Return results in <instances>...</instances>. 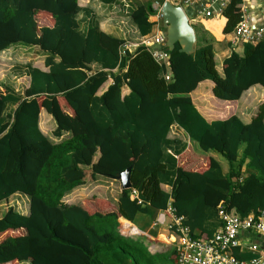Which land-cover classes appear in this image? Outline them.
Here are the masks:
<instances>
[{
    "label": "trees",
    "instance_id": "trees-1",
    "mask_svg": "<svg viewBox=\"0 0 264 264\" xmlns=\"http://www.w3.org/2000/svg\"><path fill=\"white\" fill-rule=\"evenodd\" d=\"M116 1L99 0L100 7ZM164 1L137 0L124 15L129 23L116 18L115 30L106 31L101 20L111 13L92 3L0 0V65L13 60L8 71L18 77L0 78V264H175L173 245L151 252L144 236L121 233L119 218L134 222L140 212L172 205L194 236L212 237L222 225L220 205L241 218L264 210V100L246 119L237 111L209 118L194 99L203 87L205 97L237 102L264 89V39L221 57L222 43L194 25L192 54L159 62L141 45L124 53L123 43L164 26L150 19ZM243 5L230 0L223 9L224 33L234 32ZM46 13L54 21L40 25ZM32 52L44 56L46 68L18 57ZM19 77H27L25 85ZM190 145L189 156L222 154L227 170L215 157L202 172L184 170L179 155ZM132 164V188L121 191L117 210L64 202L89 176L115 179ZM14 196L21 200L11 203Z\"/></svg>",
    "mask_w": 264,
    "mask_h": 264
},
{
    "label": "built area",
    "instance_id": "built-area-1",
    "mask_svg": "<svg viewBox=\"0 0 264 264\" xmlns=\"http://www.w3.org/2000/svg\"><path fill=\"white\" fill-rule=\"evenodd\" d=\"M229 1L230 0H212V2L218 4L222 10L228 5ZM161 6L162 5L158 2L155 3V7L158 9L157 16H162L160 10ZM242 11V18L234 30L235 40L240 42H256L260 39H264V23L260 27H253L245 5L242 6ZM204 14L210 17L212 15V10L206 9ZM262 17L264 21V0L262 4ZM150 35L141 39V42L132 41L123 43V52L125 53L126 50L131 51L133 47L141 45L152 50L157 61H167L170 54L159 50L158 46L159 44H166L165 33L158 29L154 34ZM170 78V75L166 76V79ZM134 195L138 196V193L134 191ZM139 202L142 201L139 200ZM219 214L222 219V225L212 237L194 236L190 227L184 224L183 216L177 215L172 205H169L167 209L161 210L158 213L153 226L165 224L168 215L171 218L168 227L175 231V234H173L175 236L174 238H168L171 244L169 242L165 244L174 246L175 264H259L261 258L256 257L249 261L241 260L237 256V251L242 250L244 248L242 245H245L249 251L263 254L261 246L256 240L243 244L242 235L244 232L253 237L259 234L264 235V210L258 214L252 213L245 218H241L234 212L220 205ZM120 231L126 236H137L138 234L151 237L148 232L137 229L131 223L125 224L121 222ZM151 241L152 242L148 244V248L150 251L155 252L158 249V244L155 240Z\"/></svg>",
    "mask_w": 264,
    "mask_h": 264
},
{
    "label": "crops",
    "instance_id": "crops-1",
    "mask_svg": "<svg viewBox=\"0 0 264 264\" xmlns=\"http://www.w3.org/2000/svg\"><path fill=\"white\" fill-rule=\"evenodd\" d=\"M79 1L83 5H86L88 3H92L94 6H96L100 9V13H102V14H104L106 10L109 12V14L111 13V16L109 18H103L101 20V28L106 30V31H114L115 30V26H114L115 24H113V22H115L114 20L116 18L119 20H122V22L129 23V18L125 17L124 15L126 13H128V11L137 2V0H117L116 3H114L113 5H107L103 9L100 7L101 4H100L99 0H79ZM180 1L182 2V4H180V5H185V7L187 8V12L190 16V21H191L192 25L193 26L198 25L199 27H203V28L209 30L216 37V39L222 43V45H220L221 57H223V56L226 57V56L230 55L232 50H238L240 52L242 51V42L235 40L234 32L228 33V34L224 33V28H225L226 23H227V18L223 15V10L220 8V6L218 4L213 3L212 0H183V1L180 0ZM243 2H244V5L246 6L247 12L251 18V23H252L253 27L262 26V24L264 23L263 17H262L263 0H246ZM176 3H179V2H176ZM206 9L212 10V15L210 17L205 16L204 11ZM241 10H242V7H241ZM150 19L155 20L156 14H152L150 16ZM217 23L219 24V28H220V30L218 32H216L215 29H213ZM230 44H231V46H230ZM239 44H241V46ZM38 66H40L41 68H46V67H42V65H38ZM111 82H112V79H109L108 83H106V84L108 85ZM107 85H104L105 89H106ZM205 89H206V87H203L200 89V91L198 93L195 94L197 97H199V99L195 98V96H194V99L197 100V105L200 109H201V107H200L199 103L202 104V103H204V100H205L204 92L202 90H205ZM128 92H129V88L125 87L123 89V93L126 94ZM200 93H202L201 94L202 98L200 96ZM45 113H47L46 109H45ZM191 150H192V145L188 146V148L182 154L179 155V163L181 164V166H183L184 170H186V171L202 172V171H204V169L206 170L208 168L209 164H211V161L214 160L212 156L203 158L202 156L194 154V156H190V158L193 159V162L189 163L186 161V159H187V156H189V154L192 152ZM224 170L226 171L227 168H224ZM89 177L87 178V182L84 185L86 186L88 184V182L91 181L93 184V187L89 193H91V195H93V196L96 195L99 197L98 199H94V201L86 200V202L88 203L87 205H88L89 210L100 211L103 213H107L110 211L117 210L116 203L118 201V198H119L121 191L123 190L122 186H121V182L119 180H116L114 178H109L106 176H97L95 179H92V180H89ZM196 179H200V178L195 177L194 180H196ZM72 195H73V192L69 193L67 196L70 197L69 200L75 201V200L71 199ZM78 201H80V200H78ZM78 201H75V202H78ZM153 211L155 213L154 217H157L156 216V214H157L156 210H153ZM140 213H142V212H140ZM140 213L137 214L136 218L139 219L138 221L142 225H144L143 229H140L136 222H132V221L128 220L127 218L120 217L119 221H120V223L123 222V220L129 221L137 229H139L141 231L148 232L151 235V237L144 236L146 238V242L148 244H150L152 242L151 240H155V242L158 244L157 245L158 246L157 251L166 250L169 246H171V245L165 244L166 242L170 243V241L161 239L163 236H167L163 232L158 231L156 233H151V230L153 229L154 221L149 222V224H148L147 218L144 215H141ZM170 221H171V218L168 215L167 216V222L163 225H160L159 227H162L164 225H166L168 227ZM137 236H143V235L137 234ZM174 236L175 235L171 234V237L167 236V238H174ZM242 239H243L242 240L243 244H246L249 241H254V240H256L258 242L259 238H257V236H256L255 239H252V235L244 232L242 235ZM242 247H244V248L242 250H238L237 251L238 253H243V252L249 251L245 247V245H242ZM262 251H263V254H260V252L256 253V254H258L257 258H261L260 263L264 259V250L262 249ZM252 252L255 253L254 251H252Z\"/></svg>",
    "mask_w": 264,
    "mask_h": 264
},
{
    "label": "rangeland",
    "instance_id": "rangeland-1",
    "mask_svg": "<svg viewBox=\"0 0 264 264\" xmlns=\"http://www.w3.org/2000/svg\"><path fill=\"white\" fill-rule=\"evenodd\" d=\"M173 2H174V0H173ZM174 3H176V2H174ZM183 6L185 7V5H183ZM160 19H162V20H160ZM38 21H39V24L40 25H45V24L52 23L54 21V19H53V17H52L51 14L46 13V14H43V15L38 16ZM153 21H157V22L159 21V24H161L160 22L161 21L163 22V16H157L156 15V19L153 20ZM158 29H160L162 31H165L164 26L163 27L162 26L161 27L160 26L155 27V30L156 31ZM154 33L155 32H153L151 34H154ZM150 36H153V35H150ZM239 45L241 46V44H239ZM18 57L23 62H26V61H34V63L36 65H42L43 67H46V65L44 63V56L41 55V54L36 55L33 52L32 53H24V54H20ZM14 64H15V62L13 60H7L6 59L4 61V64L0 65V71H1L0 77L1 78L6 77L9 74V75H11V78L10 79L17 80L18 77L12 78L14 76L13 74L15 72H13V70H12V73L10 71H8V69L11 68V66L14 65ZM3 65H6V66H3ZM12 69H14V68H12ZM26 80H27V77H19V81H21L22 85H25L26 84ZM19 89H20V91H23L24 90V86H22V87L19 86ZM201 94L202 93H200V96H201ZM255 94L257 96H255ZM207 95H210V94H207ZM195 98L199 99V97H197L196 95H195ZM201 98H202V96H201ZM59 100L61 101V104L62 105H65L66 104L65 102H63V100L61 98ZM59 100L56 99V101H59ZM263 100H264V89L263 88H260V87H256L254 89L249 90V92L246 93L244 95V97L239 102L234 101V100L219 99V98H216V97H214V96L211 95L210 97H205L204 103H202V104L199 103V105H200L201 109L204 111V113L209 118H215V117L225 118V117L229 116L230 112L237 111V112H240L246 119H251L252 114L257 111L259 103L262 102ZM195 101L197 102V100H195ZM229 105L231 107L229 109H227V106H229ZM230 109H232V110L230 111ZM43 110L45 111V109H43ZM51 118H53L52 115H51ZM173 130H175L176 132L177 131L178 132L179 131L182 132L181 130H178V129L177 130L176 129H173ZM51 135L53 136V134H51ZM192 149H193V147H192ZM213 155H215V156H212V157H215L216 159H218L222 163V166L224 168H227V166H229L227 159L222 154L216 153V154H213ZM209 156H202V157L205 158V157H209ZM186 161L190 163V162H193V159L190 158V156H187ZM92 179H95V178H93V177L90 176L89 177V180H92ZM92 187H93V184H92L91 181H89L86 186L85 185H82V186H79V187L75 188L72 191L73 192V195H72V198L71 199L72 200H75V201H78V200H80V201H82V200H84V201H86V200L94 201V198H92V197H94L96 195L93 196V195H91V193H89L90 190L92 189ZM16 199H20L21 200L20 197L14 196L10 200L11 203H15V200ZM23 199H24V202L22 204H24V205H21V206L22 207H26V209H28V207H29V204L27 203V200L28 199L25 196L23 197ZM69 199H70V197L67 196L64 199V202L71 201ZM140 214L141 215H144L147 218L148 224H149V222H153L155 220V217H154L155 216V213H154L153 210H150L148 212H142ZM136 217H135L134 222L137 223V225H138V227L140 229H143L144 225H142L138 221L139 219H137ZM159 226H153V229L151 230V233H156L158 231H162L163 230V227H159ZM164 226H166V225H164ZM257 238H258V235H257ZM252 239H255V237L252 236Z\"/></svg>",
    "mask_w": 264,
    "mask_h": 264
},
{
    "label": "water",
    "instance_id": "water-1",
    "mask_svg": "<svg viewBox=\"0 0 264 264\" xmlns=\"http://www.w3.org/2000/svg\"><path fill=\"white\" fill-rule=\"evenodd\" d=\"M160 10L163 16L164 28L166 29V45L172 52L168 60L181 52L194 53L197 33L190 21L187 9L183 5L174 3L173 0H165ZM177 44L180 45L179 49H176ZM133 165H130L115 176V179L121 182L122 189L132 188L131 172ZM258 238V243L264 250V235L259 234ZM259 264H264V259Z\"/></svg>",
    "mask_w": 264,
    "mask_h": 264
},
{
    "label": "bare ground",
    "instance_id": "bare-ground-1",
    "mask_svg": "<svg viewBox=\"0 0 264 264\" xmlns=\"http://www.w3.org/2000/svg\"><path fill=\"white\" fill-rule=\"evenodd\" d=\"M161 239H163V240H169V239L167 238V236H163Z\"/></svg>",
    "mask_w": 264,
    "mask_h": 264
}]
</instances>
